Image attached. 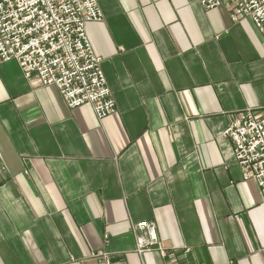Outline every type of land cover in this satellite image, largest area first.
I'll return each mask as SVG.
<instances>
[{
	"label": "crops",
	"instance_id": "crops-1",
	"mask_svg": "<svg viewBox=\"0 0 264 264\" xmlns=\"http://www.w3.org/2000/svg\"><path fill=\"white\" fill-rule=\"evenodd\" d=\"M98 3L107 118L0 58V264H264V198L224 136L264 117V37L228 0ZM141 222L166 257L137 252Z\"/></svg>",
	"mask_w": 264,
	"mask_h": 264
},
{
	"label": "built area",
	"instance_id": "built-area-1",
	"mask_svg": "<svg viewBox=\"0 0 264 264\" xmlns=\"http://www.w3.org/2000/svg\"><path fill=\"white\" fill-rule=\"evenodd\" d=\"M214 10L227 0H198ZM233 20L250 19L264 37V0H228ZM98 0H0V58L15 61L27 80L56 87L70 109L90 104L99 120L116 111V103L87 35V25L102 22ZM224 136L234 144L235 162L244 180H254L264 198V117L246 112L231 122ZM137 252L158 250L166 257L156 226H135ZM190 249L184 254L189 255ZM230 264H233L230 262Z\"/></svg>",
	"mask_w": 264,
	"mask_h": 264
}]
</instances>
